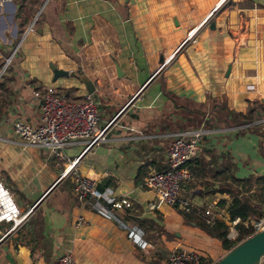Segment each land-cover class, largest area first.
I'll return each mask as SVG.
<instances>
[{
	"label": "crops",
	"instance_id": "crops-1",
	"mask_svg": "<svg viewBox=\"0 0 264 264\" xmlns=\"http://www.w3.org/2000/svg\"><path fill=\"white\" fill-rule=\"evenodd\" d=\"M44 1L33 0L40 8ZM179 1L184 5V0ZM221 1H189L194 5L189 7L192 26L187 38L208 21ZM240 1L242 4L224 10L220 23L211 27L209 40H201L199 48L216 46L217 50L201 58L196 55L195 71L191 55L180 54L176 62L169 63L175 50L165 59L157 58L160 66L154 72L152 57L147 60L149 72L128 76L119 61L120 66L105 55L86 56L91 44L81 52L71 48L72 54L61 53L59 35H66L67 44L72 39L64 34V23L59 24L58 33L52 27L58 22L45 23L33 32L26 29L25 21L13 26L4 6L7 0H0V178L21 212L34 207L26 221L6 236L3 234L10 223H0V264H51L64 253H69L75 264H168L176 249L199 252L203 264L217 261L228 250L222 241L187 223L184 211L159 201L146 185L150 173L167 168L166 148L176 134L196 129H202V136L197 155L186 164L189 177L182 185V194L192 205L190 212L203 218L209 209L215 221L228 226L231 242L238 238V224L252 230L250 224L264 217L251 214L241 219L229 214L235 197L249 200L264 214V105L260 101L264 99V0ZM44 7L40 13L45 15ZM183 11L181 14L187 9ZM58 12L66 16L68 8ZM97 14L78 9L73 18L66 16L59 21L79 19L84 24L82 19L89 16L94 20ZM28 16L34 18L31 13ZM214 32L222 40L214 41ZM15 41L21 48L13 53ZM67 44L64 50L71 47ZM84 60L88 65L83 66ZM78 62L94 83L92 95L99 102L100 126L131 98L105 141L84 153L76 165L77 171L95 180L100 190L132 201V208L117 209L111 218L80 206L73 175L60 179L68 162L81 153L82 144L68 146L64 158H59L23 145L12 129L14 121L40 125L35 89L53 85L69 92L72 86L83 91V84L77 85L70 75ZM110 62L118 64L122 76H116V66L115 72L111 71ZM50 64L69 71V75L53 81ZM236 218V232L228 236L230 220ZM259 264H264V256Z\"/></svg>",
	"mask_w": 264,
	"mask_h": 264
},
{
	"label": "built area",
	"instance_id": "built-area-1",
	"mask_svg": "<svg viewBox=\"0 0 264 264\" xmlns=\"http://www.w3.org/2000/svg\"><path fill=\"white\" fill-rule=\"evenodd\" d=\"M39 103L40 125L33 127L23 121H14L12 129L21 143L46 150L50 155L64 158V150L76 143L82 144L81 153L68 162L60 179L73 175V190L80 206L92 209L96 213L111 218L117 209L132 208L128 197H114L110 190H100L96 181L80 174L76 165L84 153L90 152L99 143L105 141L108 131L124 112V106L105 125L100 126L99 102L92 94L72 95L69 91L53 85H45L33 91ZM264 131V114L261 119ZM202 129L180 132L166 148L167 168L150 173L146 185L151 188L159 201L165 202L184 212H190V200L182 194V185L189 177L186 164L197 155ZM154 204L150 207L154 208ZM34 207L21 212L10 189L0 178V223H10L3 234L20 227L31 214ZM207 223L215 221V214L209 209L203 212ZM238 218L230 220L228 236L236 232ZM80 223L84 220L80 219ZM253 232L264 229V217L252 224ZM2 236V237H3ZM51 264H75L69 253L58 255ZM168 264H203L200 253L194 250L176 249L168 257Z\"/></svg>",
	"mask_w": 264,
	"mask_h": 264
},
{
	"label": "rangeland",
	"instance_id": "rangeland-1",
	"mask_svg": "<svg viewBox=\"0 0 264 264\" xmlns=\"http://www.w3.org/2000/svg\"><path fill=\"white\" fill-rule=\"evenodd\" d=\"M68 1H73V3L67 4ZM173 1L175 3H171V0H116V2L111 0H48L44 7V10H47L45 15L43 13L38 14L39 3H34L33 0H7L4 6L9 11L7 13L9 18L12 19L10 23L13 26H20L25 21L26 29L31 32L35 31L37 27L42 28L45 23L49 26L50 23L58 22V24L52 25V27L57 29L58 33V30H60L59 24L62 25L64 23L62 25L64 34H69L72 37V41L69 39L70 44H67L66 35H59L58 42L60 44V52L62 50L61 53L66 54V51L71 53V48L81 52L88 49L91 44V51L86 56L105 55L109 60L119 61L123 67L122 70L127 71L128 76H135V72H149L150 63L147 61L149 58L153 57L155 59V67L152 70L154 72L160 66L156 62L157 58L162 57L165 59L166 56L175 50L177 52L169 63L176 62L180 54L191 55V66L192 70L195 71L193 66L195 59L193 58L196 55L200 54L201 58L217 50L216 46L199 48L201 40H209L207 36H209L210 29H212L211 25L217 24L218 21L220 23L222 13L227 7L229 8V6L234 4H242L240 0H225L222 4L221 1V5L219 4L220 6L214 11L208 21L199 28L195 35L187 38L192 26L190 24L192 15L189 12V7L193 8L194 4L190 3V0L182 1L184 5H181L179 0ZM66 7L68 8L66 16L69 18L76 16L74 14L78 13V9H83L84 11L94 10L98 14L94 20L89 16L82 19L84 24H80L79 19L67 21L66 23L65 21L60 22V18L66 16H61L64 12L58 11H66ZM185 8L187 11L181 14ZM169 9L170 12L166 14ZM17 12L20 13V18H17ZM30 13L32 16L38 14L31 28L32 20L28 16ZM159 19L160 21L157 22ZM152 25L155 30H153ZM23 34L20 33L19 36L22 37ZM213 40H222V36L214 32ZM66 44L71 46L67 48L68 50L63 49ZM20 46L21 43L20 45L17 42L15 43L14 47H17L15 52L21 48ZM196 50L199 53H196ZM86 56L84 57L87 58ZM137 58H140V61H137ZM169 63L165 67H168ZM85 64L88 65L86 60H84L83 66ZM101 65H96V67ZM110 66L111 71L115 72V65L110 62ZM82 71L81 62H78L76 68L70 71L73 81L79 86L83 84L79 79L80 74L83 73ZM83 88L80 93L78 88L72 86L70 93L72 95H82L86 91L85 87ZM128 99L125 109L128 107L131 98L129 97Z\"/></svg>",
	"mask_w": 264,
	"mask_h": 264
},
{
	"label": "water",
	"instance_id": "water-1",
	"mask_svg": "<svg viewBox=\"0 0 264 264\" xmlns=\"http://www.w3.org/2000/svg\"><path fill=\"white\" fill-rule=\"evenodd\" d=\"M46 2L47 0H45L42 4L41 8L38 11V14L41 12ZM219 4H217L212 9L211 13L215 9H217ZM37 15L34 16V18L32 19L30 28L33 22L37 19ZM206 20L207 18L204 20V22ZM211 27H214V25H211ZM15 50L13 51V53L15 52ZM10 58L11 56L5 61L3 69H5V67L7 66L8 62L10 61ZM115 66L117 75L122 76L123 72L120 70L118 64L115 63ZM50 67L53 72V81H55L59 77L69 75V71L57 68L54 64H50ZM79 79L84 84L86 92L92 94L95 90V86L92 80L84 73L80 74ZM260 101L264 105V99H261ZM262 256H264V229L255 232L252 235L238 241L229 250H227V252L222 257H220L217 261L212 264H259Z\"/></svg>",
	"mask_w": 264,
	"mask_h": 264
},
{
	"label": "trees",
	"instance_id": "trees-1",
	"mask_svg": "<svg viewBox=\"0 0 264 264\" xmlns=\"http://www.w3.org/2000/svg\"><path fill=\"white\" fill-rule=\"evenodd\" d=\"M111 1L116 2V0ZM163 91L165 94H168L173 98L172 93L165 91V89H163ZM229 214L232 218L238 216L241 219H245L251 214L257 215V217L264 216L263 212L256 209V207L251 204L249 200H241L237 197L234 198L232 204L229 206ZM183 216L187 223L198 226L209 234H211L212 236L220 239L222 241L223 246L228 250L238 241L254 233L251 229H245L242 224H238V238L236 242H231L227 238L228 226L223 221L216 220L212 224H209L206 222L204 217L202 218L196 215L194 212H183Z\"/></svg>",
	"mask_w": 264,
	"mask_h": 264
},
{
	"label": "bare ground",
	"instance_id": "bare-ground-1",
	"mask_svg": "<svg viewBox=\"0 0 264 264\" xmlns=\"http://www.w3.org/2000/svg\"><path fill=\"white\" fill-rule=\"evenodd\" d=\"M168 60H170V59H168ZM168 60H167V61H168ZM167 61H166V62H167ZM166 62H165V63H166Z\"/></svg>",
	"mask_w": 264,
	"mask_h": 264
}]
</instances>
